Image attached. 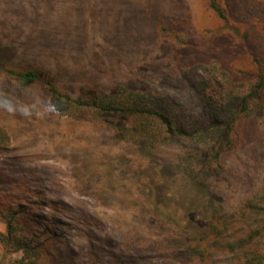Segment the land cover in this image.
I'll use <instances>...</instances> for the list:
<instances>
[{"label": "rangeland", "instance_id": "374dc122", "mask_svg": "<svg viewBox=\"0 0 264 264\" xmlns=\"http://www.w3.org/2000/svg\"><path fill=\"white\" fill-rule=\"evenodd\" d=\"M227 3L235 22L264 32V0ZM207 16L202 0H0V125L12 139L0 155V206L50 231L48 263L221 264L220 256L192 254L197 229L188 220L210 208L184 177L178 145L144 152L107 123L59 115L42 82L25 86L8 73L35 70L73 97L151 81L192 107L178 65L200 46L201 20L220 25ZM166 23L181 26L188 48L163 33ZM262 142L238 152L227 181L215 184L224 211L263 170L264 134ZM19 257L0 245V264Z\"/></svg>", "mask_w": 264, "mask_h": 264}, {"label": "trees", "instance_id": "16d2710c", "mask_svg": "<svg viewBox=\"0 0 264 264\" xmlns=\"http://www.w3.org/2000/svg\"><path fill=\"white\" fill-rule=\"evenodd\" d=\"M228 5L227 0H202L207 19L212 16L220 25L201 20L196 32L200 46L179 61V77L196 100L192 107L171 89L151 81L136 90L117 88L73 97L35 70L8 73L25 86L42 82L59 115L107 123L144 152L178 145L184 177L195 197H203L210 208L207 214L189 217L188 225L197 229L190 240L193 256L205 260L220 256L221 264H264V168L233 211H224L214 194L215 184L228 179L231 159L242 150L262 148L264 134V32L251 23L235 22ZM180 27L166 23L162 30L180 48H188ZM11 140L0 125V155L10 149ZM0 218L6 225L0 245L8 254H20L12 264H51L48 229L37 230L12 208L0 206Z\"/></svg>", "mask_w": 264, "mask_h": 264}]
</instances>
